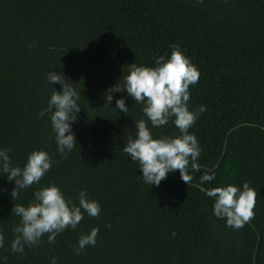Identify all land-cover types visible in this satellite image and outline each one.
<instances>
[{
  "label": "trees",
  "instance_id": "1",
  "mask_svg": "<svg viewBox=\"0 0 264 264\" xmlns=\"http://www.w3.org/2000/svg\"><path fill=\"white\" fill-rule=\"evenodd\" d=\"M33 47H29L33 44ZM176 44L200 73L190 86V110L204 106L189 129L202 149L199 169L189 166L190 184L179 171L160 185L143 183L138 162L123 152L147 120L143 104L126 93L129 65L155 67ZM64 75L80 94L72 124L78 150L61 160L47 108L53 90L47 75ZM124 99L127 113L116 108ZM47 125V127L45 126ZM153 138L176 137L169 121L152 127ZM21 168L27 157L47 151L54 161L38 184L11 198L15 184L0 172V264H264V0H0V150ZM215 176L201 183L204 174ZM249 182L257 192L254 218L233 229L213 216L206 193ZM54 184L76 199L86 191L99 203L98 217L84 219L49 244L13 253L12 229L34 192ZM110 224L111 227H106ZM99 228L95 246L76 255L81 234ZM175 233V235H173ZM7 257L4 260L3 257Z\"/></svg>",
  "mask_w": 264,
  "mask_h": 264
},
{
  "label": "clouds",
  "instance_id": "2",
  "mask_svg": "<svg viewBox=\"0 0 264 264\" xmlns=\"http://www.w3.org/2000/svg\"><path fill=\"white\" fill-rule=\"evenodd\" d=\"M203 3V0H197ZM30 44L29 47H33ZM170 57L159 56L155 59V67L129 65V72L124 77L123 88L116 83L108 89L105 100L111 104L113 93H126L135 102L144 105L142 111L147 120L140 119L136 122V138H129L123 152L128 154L132 162H138L142 172L143 183L159 186L161 181L167 179L171 172L179 171L180 178L186 185L192 181L189 175L192 170H198V158L202 149L196 136L189 129L196 123L201 113L206 111L204 106L190 110L188 102L191 92L190 86L199 80V70L176 44L169 45ZM64 75L57 72H49L47 82L60 84L62 90H53L48 101V106L42 109L38 115L43 117L46 113H52L50 122L57 150L61 160L67 159L68 154L74 149L78 150L72 124L77 121V113L81 108L78 104L80 94L68 83H65ZM116 108L124 114L128 108L124 99L115 101ZM171 121L179 130L176 137L164 136L153 138L149 122L152 127L165 126ZM47 127V125H45ZM11 149L0 150V172L4 173L8 181H14V188L10 195L12 199H18L20 191L38 184L50 171L54 163L47 151H33L28 157L23 168L13 165L9 156ZM215 179L214 174H204L201 183ZM206 195L214 198L213 216L233 229H240L254 218L257 192L250 187L249 182L243 183L242 190L236 186L216 187L210 189ZM79 206L66 198L61 190L54 184L34 192V200L27 207L17 204L13 206L11 213L19 216V224L12 229L15 234L11 243L13 253H24V247L38 246L41 238L47 234L49 244H55L56 237L66 229L76 230L84 219L85 213L92 218L98 217L101 206L91 200L86 191H80L77 198ZM110 228L111 225L107 224ZM99 228H92L87 234H81L77 245L72 246L76 255H81L88 246H95ZM175 235V233H173ZM4 247V236L0 233V248ZM7 260V257H3ZM51 264H57L52 257Z\"/></svg>",
  "mask_w": 264,
  "mask_h": 264
}]
</instances>
